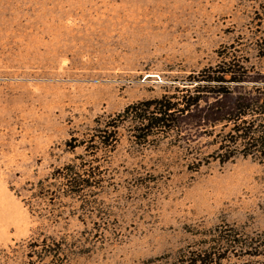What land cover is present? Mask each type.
<instances>
[{"label": "rangeland", "instance_id": "obj_1", "mask_svg": "<svg viewBox=\"0 0 264 264\" xmlns=\"http://www.w3.org/2000/svg\"><path fill=\"white\" fill-rule=\"evenodd\" d=\"M263 35L264 0H0V264H53L44 239L66 264H163L203 228L264 231V161L214 159L207 121L264 87ZM228 61L245 80L176 112L177 128L144 137L122 114L114 150L79 145L127 105L188 96ZM79 155L99 167L88 206L57 183L33 194Z\"/></svg>", "mask_w": 264, "mask_h": 264}, {"label": "trees", "instance_id": "obj_2", "mask_svg": "<svg viewBox=\"0 0 264 264\" xmlns=\"http://www.w3.org/2000/svg\"><path fill=\"white\" fill-rule=\"evenodd\" d=\"M259 40L258 50L264 55V35ZM224 66H209L194 76L193 81L189 83L192 89L188 96L176 97L175 101L169 96H164L127 105L123 113L110 116L105 122H99L89 140H81L79 145H84L85 153H92L91 156L100 148L114 150L118 142L117 128L122 114L127 116L133 113L131 116L135 119L138 129L145 130L144 137L156 130L170 131L177 128L174 117L176 112L190 117L202 94L213 95L217 99L228 97L233 94L231 84L245 80L248 70L244 66L230 61L224 62ZM214 110L207 118L213 127L212 135L216 145L213 158L221 163L232 161L238 156L252 157L263 162L264 87L257 88L249 97H237L234 107L225 113L221 112V108ZM217 126L218 129L214 128ZM77 160L79 162L55 168L48 178L49 188L43 187L39 181V187L33 194L52 195L50 188L57 183L59 189L54 193L79 198L88 206V191L97 187L99 173L96 170L99 167L92 165L94 160L88 161L83 155L77 156ZM193 234L197 236V240L180 248L171 260L166 254L159 261L165 260L163 264H264V231L245 233L228 224L203 228ZM45 241L46 239L42 241L40 257H51L53 264H66L65 259L58 262L62 259L61 252L52 247L60 248L61 243L53 239L49 245Z\"/></svg>", "mask_w": 264, "mask_h": 264}]
</instances>
